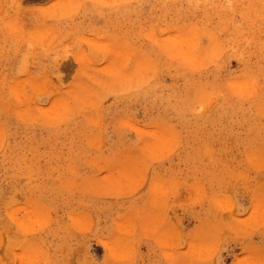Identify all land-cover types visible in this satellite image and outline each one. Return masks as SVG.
Listing matches in <instances>:
<instances>
[{
	"label": "rangeland",
	"instance_id": "obj_1",
	"mask_svg": "<svg viewBox=\"0 0 264 264\" xmlns=\"http://www.w3.org/2000/svg\"><path fill=\"white\" fill-rule=\"evenodd\" d=\"M0 264H264V0H0Z\"/></svg>",
	"mask_w": 264,
	"mask_h": 264
}]
</instances>
